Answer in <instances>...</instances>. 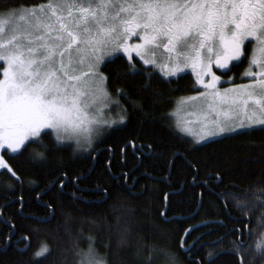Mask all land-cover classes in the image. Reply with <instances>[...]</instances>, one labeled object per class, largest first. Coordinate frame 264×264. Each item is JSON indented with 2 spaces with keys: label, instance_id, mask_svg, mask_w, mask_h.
Instances as JSON below:
<instances>
[{
  "label": "snow or ice",
  "instance_id": "6c2138e0",
  "mask_svg": "<svg viewBox=\"0 0 264 264\" xmlns=\"http://www.w3.org/2000/svg\"><path fill=\"white\" fill-rule=\"evenodd\" d=\"M133 38L139 42L129 43ZM246 42H254L250 57ZM161 49L168 55L158 63ZM133 53L144 65L166 68V76L192 68L196 84L205 91L188 100L199 101L207 113L216 114L213 127L200 135L197 143L244 129L264 131V0H45L31 5L9 0L8 4L0 3V170L19 179L10 160L28 152L29 160L43 162L68 142L74 143V154L85 145L94 151V138L101 126L117 123L100 118L98 105L111 99L108 86L144 74L132 62ZM124 56V70H110V65ZM245 60L248 67L241 78H247V83L236 84L232 77L222 81V76ZM213 65L220 75L212 70ZM109 71L111 75H106ZM227 82L232 86L218 88ZM149 89L150 78L141 81V90ZM160 95L151 93L153 98ZM130 103L134 110L143 111L141 102ZM154 103V99L150 101ZM122 112L121 124L127 119V109ZM30 145L43 151H29ZM98 194L107 196V190L100 189ZM244 207L254 209L257 202ZM213 223L217 222H204L184 231L179 250L187 257V264H214L242 247L234 240L232 249L207 250L199 256L200 248L207 246L197 245L210 233L190 244L188 240L201 226L211 227ZM128 232V228L123 229L117 244L132 248L133 264H155L159 256L167 264H179L177 254L169 248L144 243L143 238L129 244ZM238 232L232 229L228 235ZM87 239L89 247L83 254L86 264H108L107 258L96 252L94 238ZM46 253L51 255V250L43 245L30 264H42L37 258Z\"/></svg>",
  "mask_w": 264,
  "mask_h": 264
},
{
  "label": "trees",
  "instance_id": "16d2710c",
  "mask_svg": "<svg viewBox=\"0 0 264 264\" xmlns=\"http://www.w3.org/2000/svg\"><path fill=\"white\" fill-rule=\"evenodd\" d=\"M43 2L12 0L21 5ZM246 44L250 57L252 42ZM126 62L123 57L110 70L123 71ZM132 62L143 76L108 86L112 101H119L118 114L127 109V119L108 130L94 151L74 154L73 146L66 144L43 162L29 160L25 152L9 161L19 179L0 171V264H30L43 245L51 255L37 258L42 264H80L77 253L89 246L88 237L94 238L95 249L108 264H133L132 248L117 244L124 228L129 229V244L143 238L144 243L169 248L179 264H187L179 240L186 229L204 222L217 223L201 226L188 240L190 244L210 233L197 245L207 246L200 248L199 256L207 250L232 249L235 240L240 250L214 264H264V131L245 129L193 144L175 130L170 117L177 98L197 91L192 75L165 80L138 60ZM246 68L247 60L227 76L240 78ZM149 78L151 89L144 92L141 81ZM152 92L161 95L153 98ZM130 100L141 102L143 111L134 110ZM33 149L43 151L30 145L29 151ZM100 189H106L107 196L98 194ZM253 202L256 208L244 207ZM232 229L239 232L228 235ZM220 237L223 242L215 244ZM162 259L155 258V264H164Z\"/></svg>",
  "mask_w": 264,
  "mask_h": 264
},
{
  "label": "rangeland",
  "instance_id": "374dc122",
  "mask_svg": "<svg viewBox=\"0 0 264 264\" xmlns=\"http://www.w3.org/2000/svg\"><path fill=\"white\" fill-rule=\"evenodd\" d=\"M5 27H7V26H5ZM137 42H139V41L134 39L130 43H137ZM253 46H254V42H252V45H251V52H252ZM251 52H250V56H251ZM121 55H123V54L121 53ZM132 55H133V60L134 59L138 60L145 68H150L151 70H153L154 72L159 74L165 80L176 78V77H178L184 73H190L192 75L194 81H195V84H196V75L194 74L191 67L184 68V70L182 72L178 73L176 76H166L165 75V72L167 71L166 68L162 70L160 67H157V66L144 65L143 61L139 60V57H136L135 53H133ZM167 55L168 54L164 53L162 49L160 51H158V53H157V56L159 57L158 63L163 61L164 58L167 57ZM124 58L127 59L126 56H124ZM169 66H171V65L169 64ZM247 67H248V63H247ZM212 70L214 72H216L217 75L221 74L220 71L217 70L214 65H213ZM228 77H232L236 84L248 82L247 78L242 79L241 76H240V78H238V77L233 76V75L222 76V81H228ZM205 79L206 80L210 79V77H205ZM239 79L242 82H240ZM231 86H232L231 82H227V83H222V84L218 85V88H226V87H231ZM196 88H197V91L195 93H193L191 95L179 97L176 99V101L174 103L173 111L170 114V117H171V120H172V123L174 125L175 130L180 135H182L183 137L191 140L192 143L195 145H201V144L206 143L208 141H211V140H214V139L226 136V135H230V134L217 135V136L210 137L205 141H201V142L197 143L198 137L200 135L205 134L211 127H213L212 121H213V119H216V114L215 113H207L206 107H201L199 101L192 102V101L188 100L189 97L196 96L198 91H205L200 85H197V84H196ZM119 105L120 104H117L114 101H112V98L109 100L103 101L100 105H98V107L102 109V114L100 117L101 119L107 120L109 122L117 121V123L112 124L111 127H109L108 125H102L100 128L99 135L95 136V138H94L93 147H95V145L103 138V136L108 132V130L115 127L116 124H120L118 122L119 117H120V114H118V112L120 111V108H121V107H119ZM182 129H188V131H184ZM67 144L74 147L73 142H68ZM90 151H92V149H89L87 147V145H85L83 148H81L78 151V153L82 154V155H86ZM0 171H2V170H0ZM88 247L82 249L79 252V253H81V255H79L80 264L82 261H84V264H86V262H87V257H86V255H83V254L87 253ZM96 252H97V250H96ZM98 254L100 257H104L100 253H98ZM162 261L164 264H167L166 259H162Z\"/></svg>",
  "mask_w": 264,
  "mask_h": 264
},
{
  "label": "water",
  "instance_id": "95a60500",
  "mask_svg": "<svg viewBox=\"0 0 264 264\" xmlns=\"http://www.w3.org/2000/svg\"><path fill=\"white\" fill-rule=\"evenodd\" d=\"M166 197H165V202H166ZM165 210H166V205H165V207H164V210H163V212H162V216H164V213H165Z\"/></svg>",
  "mask_w": 264,
  "mask_h": 264
},
{
  "label": "flooded vegetation",
  "instance_id": "af4514ba",
  "mask_svg": "<svg viewBox=\"0 0 264 264\" xmlns=\"http://www.w3.org/2000/svg\"><path fill=\"white\" fill-rule=\"evenodd\" d=\"M134 39H135V38H133L132 40H130L129 43L132 42ZM125 59H126V58H125ZM133 61H134V60H133Z\"/></svg>",
  "mask_w": 264,
  "mask_h": 264
}]
</instances>
